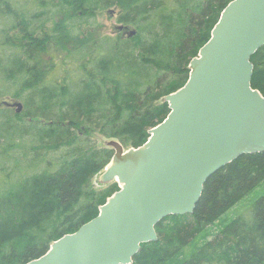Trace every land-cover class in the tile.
I'll return each instance as SVG.
<instances>
[{"label": "trees", "instance_id": "trees-1", "mask_svg": "<svg viewBox=\"0 0 264 264\" xmlns=\"http://www.w3.org/2000/svg\"><path fill=\"white\" fill-rule=\"evenodd\" d=\"M231 1L0 0V264L41 257L99 214L120 187L96 188L114 149L92 134L146 143ZM110 7L124 26L116 37L91 27ZM251 60L264 95V46ZM263 181L264 152L241 155L207 180L193 213L161 221L158 241L142 244L132 264H264V194L177 260Z\"/></svg>", "mask_w": 264, "mask_h": 264}, {"label": "water", "instance_id": "water-1", "mask_svg": "<svg viewBox=\"0 0 264 264\" xmlns=\"http://www.w3.org/2000/svg\"><path fill=\"white\" fill-rule=\"evenodd\" d=\"M262 46L264 0H232L191 60L186 84L164 98L170 113L147 142L129 149L108 142L115 152L101 178L120 190L27 264H132L142 244L158 241L161 221L194 212L214 173L241 155L263 153L264 95L252 86L251 60Z\"/></svg>", "mask_w": 264, "mask_h": 264}, {"label": "rangeland", "instance_id": "rangeland-1", "mask_svg": "<svg viewBox=\"0 0 264 264\" xmlns=\"http://www.w3.org/2000/svg\"><path fill=\"white\" fill-rule=\"evenodd\" d=\"M119 16V9L117 7H110L108 9L102 10L97 12L96 16V24L91 25L92 29H98V31L104 35L109 37H116L117 31L119 30L118 27L121 26L118 22ZM92 22V20H91ZM12 101L13 99H8ZM92 139L98 146H107L108 142L111 140L107 138L104 134L99 132H94L92 134ZM118 140V139H116ZM126 149L131 148L125 146ZM101 175V174H100ZM103 183V184H102ZM114 183V182H113ZM117 183V182H115ZM104 183L101 176H98L95 179V186L98 187H105L103 186ZM264 194V181L247 197L242 199L238 202L234 207H232L227 213H225L218 221L214 224L208 226L204 231H202L195 240H193L181 254L178 255L177 260L182 261L184 259L190 258L204 243L209 240H212L216 234L220 232L227 224H229L233 219L237 218L238 216L249 215V210L257 199L261 198Z\"/></svg>", "mask_w": 264, "mask_h": 264}, {"label": "bare ground", "instance_id": "bare-ground-1", "mask_svg": "<svg viewBox=\"0 0 264 264\" xmlns=\"http://www.w3.org/2000/svg\"><path fill=\"white\" fill-rule=\"evenodd\" d=\"M132 32V31H131Z\"/></svg>", "mask_w": 264, "mask_h": 264}]
</instances>
